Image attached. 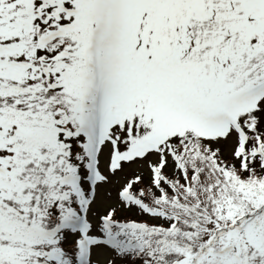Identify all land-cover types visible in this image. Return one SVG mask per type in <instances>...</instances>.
I'll return each mask as SVG.
<instances>
[{"label": "snow or ice", "instance_id": "1", "mask_svg": "<svg viewBox=\"0 0 264 264\" xmlns=\"http://www.w3.org/2000/svg\"><path fill=\"white\" fill-rule=\"evenodd\" d=\"M0 264H264V0H0Z\"/></svg>", "mask_w": 264, "mask_h": 264}]
</instances>
